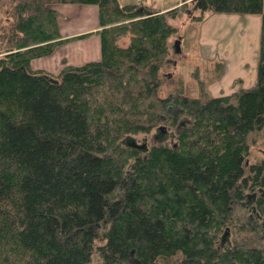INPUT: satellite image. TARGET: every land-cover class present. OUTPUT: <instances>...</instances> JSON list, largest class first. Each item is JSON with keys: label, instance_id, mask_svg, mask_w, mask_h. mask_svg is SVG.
I'll return each mask as SVG.
<instances>
[{"label": "trees", "instance_id": "obj_1", "mask_svg": "<svg viewBox=\"0 0 264 264\" xmlns=\"http://www.w3.org/2000/svg\"><path fill=\"white\" fill-rule=\"evenodd\" d=\"M52 3L97 5L99 60L55 75L29 68L61 41ZM189 5L195 20L259 15L255 80L202 101L183 96L190 124L144 155L124 139L148 132L165 109L157 94V68L172 52L164 12L141 15L119 0H15L3 11L0 264H264V247L233 234L245 227L243 211L264 219V159L250 150L264 129V0ZM40 16L49 36L35 29ZM124 29L121 47L113 31Z\"/></svg>", "mask_w": 264, "mask_h": 264}, {"label": "rangeland", "instance_id": "obj_2", "mask_svg": "<svg viewBox=\"0 0 264 264\" xmlns=\"http://www.w3.org/2000/svg\"><path fill=\"white\" fill-rule=\"evenodd\" d=\"M12 2H15V0ZM12 2L10 0H0V16L2 15L3 18H5L3 11L7 10ZM189 2L190 0H119V3L121 4L134 3L135 7L140 8V11L138 12L141 15H144L147 10H150V8H152L154 11L164 12L162 14L165 15V21L171 28L167 35L168 43L171 45L173 39H175L177 36H179L180 39L179 53L173 54L171 52L170 56H165L161 66L157 68L158 72L161 73L159 74L161 75V80L157 86V94L159 97L165 98L164 111L155 118V121H153V126L148 130V132L141 131L133 133L131 136L125 137L124 141L133 140L136 144H145L146 148L156 145H172L176 142L178 132L182 130L183 127H187L191 122V118L188 114V108L185 107L186 105L184 102H181V98L183 96L187 97V99H200V101L209 96L207 91L209 87L208 84L214 79L212 77L216 74V70L220 67L221 73L223 58L231 57V54L238 46L239 54L243 61L241 62L239 58L238 63L241 64V67H238L236 63L234 67L230 68L231 72L237 71L238 68L241 69L244 66L247 68V70L250 69L249 67L251 65V59H254V63L257 62L258 47L254 48L255 51L253 50L252 46L253 43H256V40L253 42L252 32L251 38H249L248 41L245 39L244 43L241 40L239 43L237 42V46L234 39H239L240 37L238 34H241V32H238L240 30L239 24H236V22L230 23L233 24V26L230 28V31H228L227 24H225L223 20L216 18V15L219 13L211 12H206L198 20H195L194 18L196 15H198V11L192 10L190 15L186 12L187 8L190 9ZM70 4L78 3L50 4V7L53 9L52 11L56 14V28L58 33L59 30L57 24H64L66 22V17H73L71 16V13L65 14L66 12L62 9L63 6ZM86 5H91L97 9V29L82 34L81 36L66 37L67 39L62 38L59 34L58 36L61 41L55 44L51 52L46 55L30 59L29 68L31 70H41L44 72H50L54 75L63 66L70 64L68 57L61 55L59 59L61 60L60 65L57 63L58 67L53 69L55 68L54 63L56 62H53L52 59L56 55L55 51L60 48L58 47L59 44L62 42L75 43L81 39L94 35L99 37L98 30L101 28L99 22V8L96 4ZM223 14L234 15L238 18H246L247 28L251 22H254L253 19L255 17V14ZM214 18L216 19L214 20V25L211 27L206 26V23L203 22ZM36 20L37 21L34 23L35 29H37L38 32L43 30L45 34L48 35V24L45 23L41 16ZM123 23L127 24V21H124ZM118 24L119 23H116L115 26ZM109 26H114V24L107 25V27ZM117 32L119 31H113V34H115V42L121 47L127 46L130 40L129 30L124 29V31H121V33ZM259 32L260 28L258 29V40ZM65 58H67V60ZM84 62L82 61L75 65H80ZM129 107L130 109L132 108L131 105ZM159 125L164 127L163 133L158 131ZM252 140H254V143L251 145L250 150L254 159H264V129L256 133L252 137ZM146 148L140 149L141 155L145 154ZM251 212L252 217L249 214ZM243 215L244 216L242 218L245 221V227H233V234L238 233L240 237H243L246 245L248 246L264 247V219H258L254 211H243ZM247 215L249 218H247ZM130 262L136 264L135 260H130Z\"/></svg>", "mask_w": 264, "mask_h": 264}, {"label": "crops", "instance_id": "obj_3", "mask_svg": "<svg viewBox=\"0 0 264 264\" xmlns=\"http://www.w3.org/2000/svg\"><path fill=\"white\" fill-rule=\"evenodd\" d=\"M89 6L91 5L70 4L62 7L63 11L66 12L65 14L71 13L72 14L71 16H73L72 18L70 16L66 17V22L64 24L61 23L60 25L57 24L59 34L61 35L62 38L79 36L97 29V9L96 7H92V6L89 7ZM216 16H217L216 18H219V20L220 19L223 20L225 24H227L228 31H230V28L233 26V24L230 23L236 22V24H239L240 30L238 32H241V34L238 32L237 33L241 38L240 37L239 39L236 38L237 40L234 39L236 44L237 42L239 43L241 40L244 43H245V39L246 41H248V39L251 38V32H252L253 42L256 40V43L255 44L253 43L252 46L253 50L255 47H258L257 40H258V29L260 25L259 15L255 14V17L253 19L254 22L253 23L251 22L250 25H248V28H247V19L244 17L238 18L237 16L230 14H223V13H219ZM216 18L208 19L203 22L206 23V26L211 27L214 25V20ZM59 28L61 29V31ZM58 47H60L61 49L58 48L55 51L56 55L52 60L53 62L56 63H54L55 68L53 69H56L58 67L57 63H59L60 65L61 60L59 59L61 55H65L68 57L70 62L69 65H75L82 61L83 62L90 60L96 61V59L98 60L100 57V43H99V37L97 35L86 37L75 43L62 42L61 44L58 45ZM239 58L242 62L243 61L242 57L239 54V46L236 48L235 51H233L231 57L223 58V62H222L223 66L221 73H219V75L215 77L212 80V82L208 84L209 87L207 91L209 96H219V95L229 94L233 91L248 88L253 84L255 80L256 63H257V62L254 63V59H251L250 61L251 64L249 67L250 69L247 70V68L244 66L243 68H246L244 70H241L243 68L241 69L238 68L237 71H233V72L230 71V68L234 67L236 63L238 67H241V64L238 63ZM65 59L67 60V58ZM47 73L51 74L50 72Z\"/></svg>", "mask_w": 264, "mask_h": 264}, {"label": "water", "instance_id": "obj_4", "mask_svg": "<svg viewBox=\"0 0 264 264\" xmlns=\"http://www.w3.org/2000/svg\"><path fill=\"white\" fill-rule=\"evenodd\" d=\"M179 42H180V39H179V36H177L175 39H173L170 47H171V51L172 53L176 54V53H179ZM158 130H161V132L164 131V127L159 125L158 126ZM128 145L130 146H133L137 149H142V148H146V145L145 144H136L133 140H129L128 142ZM227 231V229H225V232Z\"/></svg>", "mask_w": 264, "mask_h": 264}, {"label": "flooded vegetation", "instance_id": "obj_5", "mask_svg": "<svg viewBox=\"0 0 264 264\" xmlns=\"http://www.w3.org/2000/svg\"><path fill=\"white\" fill-rule=\"evenodd\" d=\"M159 132H161V130H158ZM161 133H163V132H161Z\"/></svg>", "mask_w": 264, "mask_h": 264}]
</instances>
